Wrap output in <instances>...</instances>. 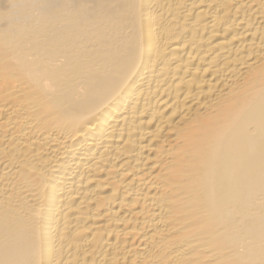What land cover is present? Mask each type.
I'll list each match as a JSON object with an SVG mask.
<instances>
[{"label":"bare ground","instance_id":"6f19581e","mask_svg":"<svg viewBox=\"0 0 264 264\" xmlns=\"http://www.w3.org/2000/svg\"><path fill=\"white\" fill-rule=\"evenodd\" d=\"M0 264H264V0H0Z\"/></svg>","mask_w":264,"mask_h":264}]
</instances>
